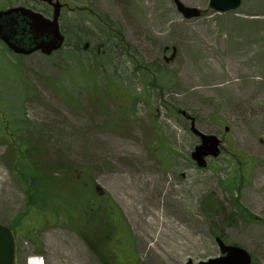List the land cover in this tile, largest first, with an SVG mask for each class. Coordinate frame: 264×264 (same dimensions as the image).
Here are the masks:
<instances>
[{
    "label": "rangeland",
    "instance_id": "1",
    "mask_svg": "<svg viewBox=\"0 0 264 264\" xmlns=\"http://www.w3.org/2000/svg\"><path fill=\"white\" fill-rule=\"evenodd\" d=\"M59 1V51L0 43V127L14 126L12 138L0 132V223L17 228V264L195 263L219 255V232L264 264V0L226 12L180 0L201 10L192 18L173 0ZM18 3L51 15L42 0L0 8ZM220 72L237 88L224 90ZM179 110L222 140L205 168L189 157L198 139ZM23 133L57 179L46 219L24 214V147L10 142ZM240 160L249 177L229 191Z\"/></svg>",
    "mask_w": 264,
    "mask_h": 264
},
{
    "label": "water",
    "instance_id": "2",
    "mask_svg": "<svg viewBox=\"0 0 264 264\" xmlns=\"http://www.w3.org/2000/svg\"><path fill=\"white\" fill-rule=\"evenodd\" d=\"M52 6V15L47 17L40 12L23 6L9 7L0 10V40L15 54L28 55L40 51L45 55L58 50L64 41L59 29L58 17L61 3L58 0H44ZM177 10L185 18L198 17L201 11L193 6L173 0ZM240 0H209L208 5L215 11H227L239 6ZM190 119V131L200 142L190 152V157L199 167L206 166V156L216 157L219 154L220 139L214 134L203 133L194 125V117L186 111H180ZM228 127L225 126V130ZM220 255L193 263L188 259L185 264H250L249 253L238 245L223 243L215 237ZM0 264H17L15 236L10 227L0 223Z\"/></svg>",
    "mask_w": 264,
    "mask_h": 264
},
{
    "label": "trees",
    "instance_id": "3",
    "mask_svg": "<svg viewBox=\"0 0 264 264\" xmlns=\"http://www.w3.org/2000/svg\"><path fill=\"white\" fill-rule=\"evenodd\" d=\"M22 81L24 83L27 84L26 80L22 78ZM28 86V84H27ZM23 95H25L23 93ZM26 119L24 115H20L18 116V120H15L16 123L18 122H22V120ZM18 124H16L17 126ZM12 126V127H11ZM29 126V125H28ZM13 128L14 126L12 124L9 123H3L0 127V132L2 135H7L9 134L10 138L13 137V135H11L13 132ZM8 131V132H7ZM25 133H23L21 139H19L18 141H14V140H10V142L12 143V145H15L18 148V143L22 142L23 143V147L22 149H19V153L21 154V157H19L18 159V164H21L23 166V170L21 171L22 176L25 178V181L27 182V197H26V209H25V213L26 215L31 214V212H33L34 214H39V217L41 219H46L49 218L50 215L49 213H47L46 211L42 210L44 209V204H49L52 202V199H50L47 195L46 192L47 190L50 188H47L49 185L55 184L57 181L56 178L53 177H47L46 174H44L41 171L42 167H38L39 164L34 160V158L32 157V155H30L28 153V145L22 141V139H25ZM14 141V142H13ZM235 155L238 157L241 154L235 153ZM250 161L247 160H240L238 167L236 169H234L235 173H237L238 175V180L236 179H232V176L230 177L228 175V180L227 182H225V187L231 191L232 189H236L240 184H243L245 181L246 177H249V166H252V164H250ZM246 176V177H245ZM236 203V201H235ZM239 209H241L237 204H235ZM51 207V206H50ZM102 207V206H101ZM53 208V207H51ZM103 209H105L103 207ZM214 212L218 211L217 208L213 209ZM57 215V213H56ZM22 217V216H20ZM18 217L15 222L19 223V220H21V218ZM251 218L257 219L255 218V216H250ZM13 228H15L14 226H12ZM218 234H220L222 236V233L219 232ZM253 264V261L252 263Z\"/></svg>",
    "mask_w": 264,
    "mask_h": 264
},
{
    "label": "bare ground",
    "instance_id": "4",
    "mask_svg": "<svg viewBox=\"0 0 264 264\" xmlns=\"http://www.w3.org/2000/svg\"><path fill=\"white\" fill-rule=\"evenodd\" d=\"M220 73H222V72H220ZM217 76H218V74H217ZM219 76L220 77H224L223 79H227V81L224 82V84L222 86L223 89L226 90V91H231L233 89H236L237 86L239 85V82L236 81L235 79H233L231 77V75H227V74H223L222 73ZM31 264H43V262L42 261H35V262L31 263Z\"/></svg>",
    "mask_w": 264,
    "mask_h": 264
},
{
    "label": "flooded vegetation",
    "instance_id": "5",
    "mask_svg": "<svg viewBox=\"0 0 264 264\" xmlns=\"http://www.w3.org/2000/svg\"><path fill=\"white\" fill-rule=\"evenodd\" d=\"M15 5H23V6H29V5H27V4H24V3H18V4H15Z\"/></svg>",
    "mask_w": 264,
    "mask_h": 264
}]
</instances>
